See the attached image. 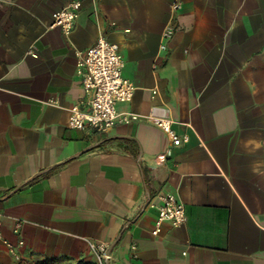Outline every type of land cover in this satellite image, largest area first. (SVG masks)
Listing matches in <instances>:
<instances>
[{
  "label": "crops",
  "instance_id": "0c3cea01",
  "mask_svg": "<svg viewBox=\"0 0 264 264\" xmlns=\"http://www.w3.org/2000/svg\"><path fill=\"white\" fill-rule=\"evenodd\" d=\"M70 1L0 0V218L19 254L0 240V264H98L90 243L105 264H264V0H85L65 36ZM100 36L136 87L120 111L142 120L71 130L75 51ZM154 106L188 143L144 120ZM161 193L187 222L154 236Z\"/></svg>",
  "mask_w": 264,
  "mask_h": 264
},
{
  "label": "built area",
  "instance_id": "2783aa9c",
  "mask_svg": "<svg viewBox=\"0 0 264 264\" xmlns=\"http://www.w3.org/2000/svg\"><path fill=\"white\" fill-rule=\"evenodd\" d=\"M85 0H71L63 9L53 15L52 27L58 28L65 36L71 35L80 17ZM179 0L174 1V10L180 8ZM177 27L171 26L163 33L161 50L168 49ZM77 60V76L80 79L83 96L72 106L68 126L71 130L92 131L97 134H108L119 124H128L142 120L139 115L121 112L120 107L132 102L136 87L123 76L124 58L118 45L111 43L104 36L87 51H75ZM153 95L156 92L153 91ZM164 131L174 146L188 143V136H180L174 130V120L164 106H154L144 118ZM158 204L149 203V208L158 212L154 236H158L161 227L169 223L173 228H180L187 222L184 204L175 194L161 193L157 195ZM19 227V226H18ZM2 220L0 218V240L2 238ZM18 231V229H17ZM20 242L18 246H23ZM7 253L19 259L17 246L3 240ZM91 255L98 264H105L109 259L106 245L90 243ZM136 250V247H133Z\"/></svg>",
  "mask_w": 264,
  "mask_h": 264
}]
</instances>
